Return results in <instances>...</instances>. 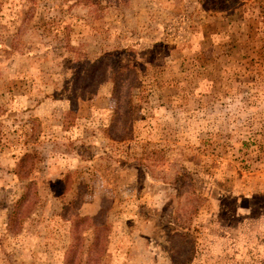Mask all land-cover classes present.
Returning a JSON list of instances; mask_svg holds the SVG:
<instances>
[{
	"label": "rangeland",
	"instance_id": "1",
	"mask_svg": "<svg viewBox=\"0 0 264 264\" xmlns=\"http://www.w3.org/2000/svg\"><path fill=\"white\" fill-rule=\"evenodd\" d=\"M0 264H264V0H0Z\"/></svg>",
	"mask_w": 264,
	"mask_h": 264
},
{
	"label": "trees",
	"instance_id": "2",
	"mask_svg": "<svg viewBox=\"0 0 264 264\" xmlns=\"http://www.w3.org/2000/svg\"><path fill=\"white\" fill-rule=\"evenodd\" d=\"M95 71V69H92V72ZM92 72H90V74L92 75ZM113 82V87H114V94H115V98L121 102L122 97H119L120 93L124 90V83L125 80L121 79V76H119V74L115 75L114 78L112 79ZM131 87V86H130ZM122 107H124L125 111L127 113H129L131 111V102H130V98H124V100L122 101V104L117 105V109H116V116H118V110H120ZM116 119H119L118 117ZM27 199V193L25 192L22 197L20 198V200L18 201V203L16 204V207L19 206V204H21L22 202H24ZM15 210L13 212H11V214L9 215V220H13V218L18 217V214H14ZM95 220L96 217H91V218H78L76 219V221L74 222L73 228H72V234L74 232V234H77V230L79 228V226L83 225L84 223H87L89 226L86 227V229L90 230L93 229V226L95 225ZM91 222V223H90ZM11 224V222H10ZM13 227V225H12Z\"/></svg>",
	"mask_w": 264,
	"mask_h": 264
}]
</instances>
